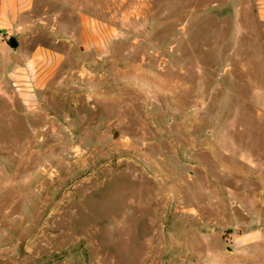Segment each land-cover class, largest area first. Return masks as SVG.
<instances>
[{
  "label": "rangeland",
  "instance_id": "obj_1",
  "mask_svg": "<svg viewBox=\"0 0 264 264\" xmlns=\"http://www.w3.org/2000/svg\"><path fill=\"white\" fill-rule=\"evenodd\" d=\"M151 2L41 91L0 67V264H264L255 1Z\"/></svg>",
  "mask_w": 264,
  "mask_h": 264
},
{
  "label": "crops",
  "instance_id": "obj_2",
  "mask_svg": "<svg viewBox=\"0 0 264 264\" xmlns=\"http://www.w3.org/2000/svg\"><path fill=\"white\" fill-rule=\"evenodd\" d=\"M132 1L0 0L2 75L27 92H38L67 65H78L79 57L100 61L112 44H137L160 18L149 0L141 7L140 0ZM254 1L264 40V0Z\"/></svg>",
  "mask_w": 264,
  "mask_h": 264
},
{
  "label": "trees",
  "instance_id": "obj_3",
  "mask_svg": "<svg viewBox=\"0 0 264 264\" xmlns=\"http://www.w3.org/2000/svg\"><path fill=\"white\" fill-rule=\"evenodd\" d=\"M9 45H10L12 48H16L17 43L15 42L14 39H10V40H9Z\"/></svg>",
  "mask_w": 264,
  "mask_h": 264
},
{
  "label": "bare ground",
  "instance_id": "obj_4",
  "mask_svg": "<svg viewBox=\"0 0 264 264\" xmlns=\"http://www.w3.org/2000/svg\"><path fill=\"white\" fill-rule=\"evenodd\" d=\"M125 74V73H124Z\"/></svg>",
  "mask_w": 264,
  "mask_h": 264
}]
</instances>
